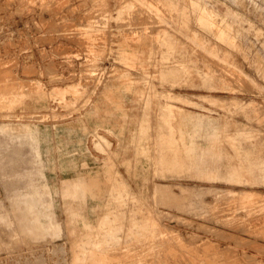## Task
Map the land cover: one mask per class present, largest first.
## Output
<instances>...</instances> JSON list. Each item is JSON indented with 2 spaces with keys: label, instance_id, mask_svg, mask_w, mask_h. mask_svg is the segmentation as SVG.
I'll return each instance as SVG.
<instances>
[{
  "label": "rangeland",
  "instance_id": "374dc122",
  "mask_svg": "<svg viewBox=\"0 0 264 264\" xmlns=\"http://www.w3.org/2000/svg\"><path fill=\"white\" fill-rule=\"evenodd\" d=\"M0 264H264V0H0Z\"/></svg>",
  "mask_w": 264,
  "mask_h": 264
},
{
  "label": "bare ground",
  "instance_id": "6f19581e",
  "mask_svg": "<svg viewBox=\"0 0 264 264\" xmlns=\"http://www.w3.org/2000/svg\"><path fill=\"white\" fill-rule=\"evenodd\" d=\"M104 262V261H103Z\"/></svg>",
  "mask_w": 264,
  "mask_h": 264
}]
</instances>
